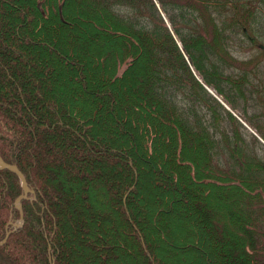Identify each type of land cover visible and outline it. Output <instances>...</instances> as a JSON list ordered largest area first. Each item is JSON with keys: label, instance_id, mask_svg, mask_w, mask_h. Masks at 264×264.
<instances>
[{"label": "trees", "instance_id": "obj_1", "mask_svg": "<svg viewBox=\"0 0 264 264\" xmlns=\"http://www.w3.org/2000/svg\"><path fill=\"white\" fill-rule=\"evenodd\" d=\"M262 46L264 0H0V264H264Z\"/></svg>", "mask_w": 264, "mask_h": 264}, {"label": "rangeland", "instance_id": "obj_2", "mask_svg": "<svg viewBox=\"0 0 264 264\" xmlns=\"http://www.w3.org/2000/svg\"><path fill=\"white\" fill-rule=\"evenodd\" d=\"M219 101H221L220 99H219ZM222 102V101H221ZM223 103V106L228 110V111H231V113H232V115L234 116V117H236V119L238 120V122L240 123V125H241V129L238 131V134H239V136L242 138V140L241 141H239V145L241 146V144H242V146H244V148L245 147H247L246 149H247V151L246 152H248V153H253L256 157H258V158H260L261 160H264V140L259 136V135H257L256 133H255V131H254V127L252 126V123L251 124H249V123H247V122H245L244 120H243V118L239 115V112H241V111H239V110H231L230 108H229V106L228 105H226L224 102H222ZM255 113H254V111H253V109H251V108H249V110H248V116H252V115H254ZM254 121H255V119H254ZM257 124V123H256ZM263 123L261 122V123H259L258 122V125H256V126H259L260 127V129H263V125H262ZM253 136L255 137V139L257 140V142H255V140L254 139H252L253 138ZM242 142V143H241ZM249 146H252V147H249ZM246 155V154H245ZM227 161H228V159H225V160H223L222 159V163H223V166L224 167H226L227 166ZM264 163V162H263ZM247 176H249V178H251V179H257V180H260V179H264V176H262V175H257V174H250V175H248V174H246ZM56 180V179H55ZM74 182V181H73ZM72 182V183H73ZM63 187H65V186H67V184L66 183H63ZM53 194V193H52ZM76 196H79L80 194H81V190H80V188H77V191H76ZM57 195L59 196H57L58 197V203L60 204L59 206L61 207H63V206H65L64 204H65V202L64 201H66L65 200V198L67 197V195H65V194H62V193H57ZM76 196L75 195H73V196H68L67 198H69L70 200H71V202H70V204H69V208H70V211L72 210V205L75 203V204H79V206L76 208L77 210L79 209V208H82V206H80V205H82V203L80 204V203H78L77 201H75L74 203H73V201H74V199L76 198ZM60 198V199H59ZM74 198V199H73ZM71 203H73V204H71ZM68 205V204H67ZM85 205V204H84ZM68 207L66 208V210H68ZM74 213V216H76V218L75 219H73L74 221H72V223L74 222V224L75 225H78V226H82V225H84L83 224V221H91V222H93V220H95L94 219V216H92L90 213L89 214H87L86 216H83V217H79V215L77 214L76 215V212H73ZM173 227V226H172ZM93 228H88V229H86V231H92L93 232V230H92ZM86 248H88V246L86 247ZM65 251H66V253H68V251L69 250H67V248H65ZM86 252H94V250H92V249H90V248H88V249H86ZM92 255H94V254H92ZM118 256V255H117ZM95 259V258H94ZM118 259V258H117ZM92 260V261H91ZM95 261V260H94ZM94 261H93V258L90 256V257H84V256H80L79 258H78V264H85V262H87L88 264L89 263H91V264H93L94 263ZM127 262V261H126Z\"/></svg>", "mask_w": 264, "mask_h": 264}, {"label": "water", "instance_id": "obj_3", "mask_svg": "<svg viewBox=\"0 0 264 264\" xmlns=\"http://www.w3.org/2000/svg\"><path fill=\"white\" fill-rule=\"evenodd\" d=\"M262 48H264V46H262ZM0 169H7V170H10V171L14 172L19 177V179L21 181V191H22V193L14 202V206L20 212V216H19V219L17 220V222L13 225V227L21 226V224H22V211H21L20 201L25 199V198H27V194L30 191L29 187L27 185L25 177L20 172V170L17 168V166H15L13 164H7L6 162H4L2 160L1 157H0ZM7 235H8V232L6 234V237H7ZM6 237H5V239H6ZM5 239L2 242H0V244H2L5 241Z\"/></svg>", "mask_w": 264, "mask_h": 264}, {"label": "bare ground", "instance_id": "obj_4", "mask_svg": "<svg viewBox=\"0 0 264 264\" xmlns=\"http://www.w3.org/2000/svg\"><path fill=\"white\" fill-rule=\"evenodd\" d=\"M21 193H22V191H21ZM20 195H21V194H20ZM20 195H19V196H20ZM27 195H28V194H27ZM19 196H18V197H19ZM18 197H17V198H18ZM17 198H16V199H17ZM25 199H26V198H25ZM20 202H21V201H20ZM20 205H21V203H20Z\"/></svg>", "mask_w": 264, "mask_h": 264}]
</instances>
